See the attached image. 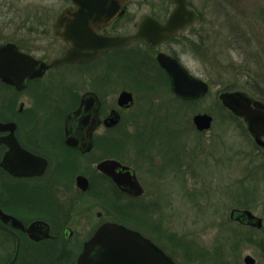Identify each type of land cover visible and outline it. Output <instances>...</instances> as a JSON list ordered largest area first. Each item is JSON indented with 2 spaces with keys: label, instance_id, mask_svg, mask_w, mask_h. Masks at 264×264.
I'll return each instance as SVG.
<instances>
[{
  "label": "flooded vegetation",
  "instance_id": "obj_1",
  "mask_svg": "<svg viewBox=\"0 0 264 264\" xmlns=\"http://www.w3.org/2000/svg\"><path fill=\"white\" fill-rule=\"evenodd\" d=\"M144 5L153 2L125 0L111 20L100 23L87 17L86 26L96 39L126 37L138 32L145 16L165 22L174 8H159V13L155 7L143 9ZM188 5L197 12L196 21L160 42L138 38L93 56L88 47L83 60L55 65L73 49L72 39L64 35L70 32L74 37L71 27L78 10L74 0H0V264H79L106 223L137 232L181 264L154 242L157 227L138 213L137 201L147 187L122 144L129 142L128 127L140 119V110L134 107L140 103L141 87L163 84L177 101L186 100L174 92L171 77L158 60L160 53L200 77L182 57L187 31L204 22L189 0ZM123 92L130 94L131 102L121 98ZM259 137L264 141V134ZM179 153L171 162L164 161L158 173L179 163ZM104 162H111L110 170L123 180L136 175L142 193L121 187L100 168ZM148 166L154 173L150 161ZM153 205L146 204L147 213ZM244 210L250 209L232 211L235 232L229 236L241 247L257 245L258 252L242 254L239 249L234 264H247L248 255L254 264H264V220L254 214L262 221L258 224L256 218L241 216ZM100 250L95 247L90 258ZM193 255L199 254L186 246L183 257Z\"/></svg>",
  "mask_w": 264,
  "mask_h": 264
},
{
  "label": "rangeland",
  "instance_id": "obj_2",
  "mask_svg": "<svg viewBox=\"0 0 264 264\" xmlns=\"http://www.w3.org/2000/svg\"><path fill=\"white\" fill-rule=\"evenodd\" d=\"M150 1L153 5L143 9L161 13L159 8L174 7L172 0ZM189 1L204 22L187 31L182 57L209 82L210 91L198 100L177 101L163 84L141 87L134 107L140 119L128 127L129 142L122 149L147 187L137 209L157 227L154 242L181 264H234L239 249L258 252L257 245L241 247L229 233L235 232L230 216L236 208L264 220V149L250 134L247 118L233 116L219 96L240 91L264 102L259 99L264 97V0ZM198 113L213 116L211 128L197 130L193 118ZM178 150L179 163L158 173ZM150 201L155 205L147 213ZM184 246L199 255L186 260Z\"/></svg>",
  "mask_w": 264,
  "mask_h": 264
},
{
  "label": "water",
  "instance_id": "obj_3",
  "mask_svg": "<svg viewBox=\"0 0 264 264\" xmlns=\"http://www.w3.org/2000/svg\"><path fill=\"white\" fill-rule=\"evenodd\" d=\"M175 6L165 22H161L152 16H145L137 33L126 37H98L92 35L90 27L86 26L87 17H96L100 23L111 20L121 10L125 0H74L78 6L75 13V25L73 38L69 33L65 39H72L73 49L64 57L53 62L59 65L63 62L83 60V51L90 49L89 56H93L108 48L121 46L138 38H144L152 43H157L166 37L175 34L180 29L192 25L197 18V12L188 6V0H173ZM85 55V54H84ZM1 56V53H0ZM160 64L166 69L171 77L174 92L184 99H193L204 96L209 92L210 86L204 79L191 74L186 67L176 59L160 53ZM121 98L125 102H131L130 94L123 92ZM224 106L237 115L246 116L249 128L255 134L258 143L264 145L259 137L264 134V102L252 101V99L240 91H225L219 96ZM118 117L113 116L112 121L118 122ZM196 128L199 130L209 129L213 122V116L208 113H198L193 118ZM111 162L100 165L104 171L110 174L118 184L126 189L128 186L136 194L142 193L143 189L136 175L128 174L130 178L123 180L110 170ZM241 216L256 218L250 210H244ZM258 219V224L262 221ZM89 248L80 258L79 264H178L174 259L167 256L163 249L156 247L152 242L140 236L137 232L125 230L119 224L106 223L99 228L89 244ZM99 246L100 252L96 258H90V252ZM247 264H254L255 259L246 257Z\"/></svg>",
  "mask_w": 264,
  "mask_h": 264
},
{
  "label": "trees",
  "instance_id": "obj_4",
  "mask_svg": "<svg viewBox=\"0 0 264 264\" xmlns=\"http://www.w3.org/2000/svg\"><path fill=\"white\" fill-rule=\"evenodd\" d=\"M259 99H262L263 101H264V97H261V98H259ZM233 116H236V115H234V114H232Z\"/></svg>",
  "mask_w": 264,
  "mask_h": 264
}]
</instances>
